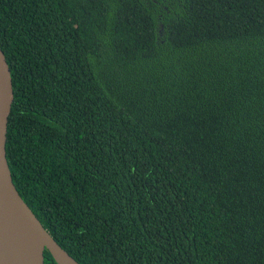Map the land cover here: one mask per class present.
I'll return each mask as SVG.
<instances>
[{"label":"trees","instance_id":"1","mask_svg":"<svg viewBox=\"0 0 264 264\" xmlns=\"http://www.w3.org/2000/svg\"><path fill=\"white\" fill-rule=\"evenodd\" d=\"M0 42L13 182L75 261L264 264V0H0Z\"/></svg>","mask_w":264,"mask_h":264},{"label":"water","instance_id":"2","mask_svg":"<svg viewBox=\"0 0 264 264\" xmlns=\"http://www.w3.org/2000/svg\"><path fill=\"white\" fill-rule=\"evenodd\" d=\"M16 97L13 72L0 42V264H79L44 228L21 197L10 166Z\"/></svg>","mask_w":264,"mask_h":264}]
</instances>
